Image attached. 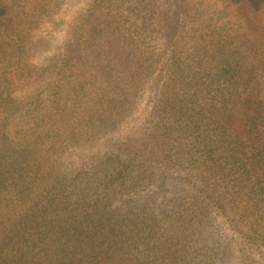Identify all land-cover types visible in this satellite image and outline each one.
I'll return each mask as SVG.
<instances>
[{"label":"trees","instance_id":"obj_1","mask_svg":"<svg viewBox=\"0 0 264 264\" xmlns=\"http://www.w3.org/2000/svg\"><path fill=\"white\" fill-rule=\"evenodd\" d=\"M30 3L0 0V264H85L104 251V230H82L78 216L68 213L64 203L72 202L82 175L66 177L61 167L65 141L88 133L90 140L97 132L91 126L82 137L78 133L75 110L81 106L70 100L77 88L67 91L61 106V88L44 82L27 60L36 46L29 35ZM169 4L92 0L74 29L77 45L86 40L82 28L93 30L86 53L67 50L72 57L62 56L60 72L67 67L71 76L76 70V77H93L85 61L90 53L103 58L114 76L101 90L121 92L125 110H131L136 90H147L156 79L158 97L144 124L158 161L184 175L173 179L187 193L184 202L205 215L215 208L258 250L264 246V0ZM203 11H218L220 21L211 26ZM95 14L97 28L91 23ZM157 34L165 39L160 47L147 41ZM45 94L54 98L48 107ZM106 114L102 107L93 120ZM131 164L123 166L124 175L133 172ZM211 181L223 195L210 191Z\"/></svg>","mask_w":264,"mask_h":264},{"label":"rangeland","instance_id":"obj_2","mask_svg":"<svg viewBox=\"0 0 264 264\" xmlns=\"http://www.w3.org/2000/svg\"><path fill=\"white\" fill-rule=\"evenodd\" d=\"M42 1L30 0L28 4L27 11L33 16L29 35L36 46L29 49L27 60L38 68L44 82L55 81V86L61 88L58 96L61 106L67 91L73 86L77 88L70 100H79L81 106L75 110L80 117L78 133L82 137V132L91 126L97 132L90 140L87 136L91 133H88L85 138L65 141L67 155L61 167L66 177L73 175L74 179L82 175V181H78L71 194L72 202L64 203L69 206L68 213L78 216L82 230L84 225L90 231L104 230L105 244H100L104 251L97 250L85 264H264V246L254 249L252 240L234 230L231 222L222 218L215 208L213 213L205 215L184 202L188 200L187 193L176 187L173 180L184 175H177L168 163L158 161L151 141L146 138L144 124L158 97L156 79L151 80L154 82L147 90L137 89L131 110H125L127 106L121 102V92L101 90L109 80L113 82L114 76L113 68L103 58L96 60L90 53L85 61L93 77H76V70L71 76L67 67L62 70L66 74L60 72L65 65L62 56L67 55V50L74 51L75 56L78 51L86 53L87 39L93 30L82 28L80 33L86 40H80L77 45L73 43L74 29L83 20L92 0H47L43 5ZM169 1L173 5V0H162L167 5ZM55 5H59L57 12L52 9ZM203 12L207 22L209 18L213 20L209 23L211 26L220 21L218 11ZM97 18L95 14L91 19L96 28L100 23ZM77 37L79 39L80 35ZM147 41L160 47L165 39L157 34ZM72 43L73 49H69ZM82 72L83 69L79 74ZM43 98L47 107L54 101L48 94ZM102 107L106 116L93 120ZM127 111L129 114L124 118ZM69 133L71 131L63 134ZM118 145L122 146L121 152L125 151L123 155L118 153ZM131 161L133 172L124 175L122 168ZM162 178H166L164 186ZM107 179L109 182L102 181ZM211 184L210 191L224 194L214 181ZM189 199L191 202V197ZM100 212L104 214L94 217V213ZM66 218L70 216L66 214Z\"/></svg>","mask_w":264,"mask_h":264}]
</instances>
